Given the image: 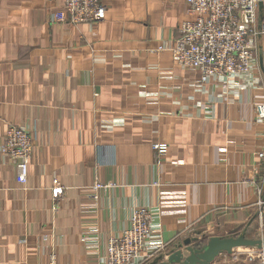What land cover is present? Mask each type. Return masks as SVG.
<instances>
[{
    "label": "crops",
    "instance_id": "1",
    "mask_svg": "<svg viewBox=\"0 0 264 264\" xmlns=\"http://www.w3.org/2000/svg\"><path fill=\"white\" fill-rule=\"evenodd\" d=\"M102 2V20L67 25L51 18L61 0H0V143L13 125L34 144L24 185L0 153V264H102L137 206L158 211L167 251L257 221L264 45L247 79L202 84L158 50L193 19L185 0ZM95 181L114 185L94 199Z\"/></svg>",
    "mask_w": 264,
    "mask_h": 264
},
{
    "label": "built area",
    "instance_id": "2",
    "mask_svg": "<svg viewBox=\"0 0 264 264\" xmlns=\"http://www.w3.org/2000/svg\"><path fill=\"white\" fill-rule=\"evenodd\" d=\"M62 7L52 13V21L67 25L89 24L102 20L105 5L102 0H61ZM187 13L192 20L180 23L174 41L158 47L168 51L173 61L181 66L196 70L202 84L214 82L225 84L231 76L248 78L259 69V52L264 45V16L259 17L258 0H185ZM264 69V60H261ZM256 122L264 121V94L254 101ZM152 148L161 157L168 145L155 142ZM34 152L30 132L20 126H9L0 143V153L13 161L15 181L24 185L28 179V165ZM255 156L264 159V151ZM51 190L57 198L62 187L56 182ZM157 184V183H155ZM114 183L95 181L91 186L92 198H96ZM258 195L261 189L256 187ZM256 218L262 225L264 199L257 201ZM158 211L146 206L131 209L129 223L120 233L107 240L102 264H148L158 255H165L167 243L158 233ZM46 240L47 235H42ZM85 241V237H82ZM233 249L231 255L236 254ZM257 258L264 262V248L259 249ZM47 264H55L50 255Z\"/></svg>",
    "mask_w": 264,
    "mask_h": 264
},
{
    "label": "water",
    "instance_id": "3",
    "mask_svg": "<svg viewBox=\"0 0 264 264\" xmlns=\"http://www.w3.org/2000/svg\"><path fill=\"white\" fill-rule=\"evenodd\" d=\"M262 5V0H258L259 10H261ZM237 233L236 229L228 236L209 237L201 248L196 247V244L201 240L196 237L186 238L167 254L155 257L152 264H213L219 254H229L235 248H264V236L260 239H251L246 237L244 232Z\"/></svg>",
    "mask_w": 264,
    "mask_h": 264
},
{
    "label": "rangeland",
    "instance_id": "4",
    "mask_svg": "<svg viewBox=\"0 0 264 264\" xmlns=\"http://www.w3.org/2000/svg\"><path fill=\"white\" fill-rule=\"evenodd\" d=\"M244 232L246 237L251 239H260L264 236V218L262 220V225H260L259 221H255L253 224H251L249 227L240 228L237 234ZM202 242L203 240L206 241V239H200ZM258 248L256 247H240L235 248L234 251H236L234 255L222 253L219 254L213 264H240L244 260H249L251 264H257L258 258ZM155 259V258H154ZM152 259L149 264H152Z\"/></svg>",
    "mask_w": 264,
    "mask_h": 264
},
{
    "label": "trees",
    "instance_id": "5",
    "mask_svg": "<svg viewBox=\"0 0 264 264\" xmlns=\"http://www.w3.org/2000/svg\"><path fill=\"white\" fill-rule=\"evenodd\" d=\"M207 240V239H206ZM205 243H206V241H204L203 240V242L202 241H200V242H198L197 244H196V247L197 248H201L203 245H205ZM175 247V246H174Z\"/></svg>",
    "mask_w": 264,
    "mask_h": 264
}]
</instances>
